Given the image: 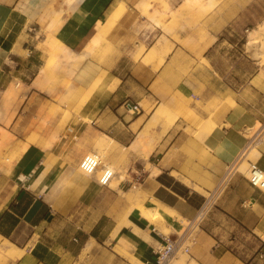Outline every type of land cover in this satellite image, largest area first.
Segmentation results:
<instances>
[{
	"label": "crops",
	"instance_id": "crops-1",
	"mask_svg": "<svg viewBox=\"0 0 264 264\" xmlns=\"http://www.w3.org/2000/svg\"><path fill=\"white\" fill-rule=\"evenodd\" d=\"M218 1L198 20L179 13L182 0L166 1L168 10L163 1L0 0V249L8 241L22 251L0 264H154L162 240L125 195L132 189L118 200L124 185L139 180L144 204L156 200L171 209L166 214L179 229L177 218L194 220L203 204L197 190L215 192L225 176L212 189L204 185L245 151L264 172L263 68L235 92L213 56L227 34H238L232 25L249 21L242 24L255 31L264 23V13L245 17L249 4L242 1L264 0ZM50 22L62 52L77 56L66 62L61 53L58 64L78 66L51 83L39 48ZM126 101L140 112H126ZM161 106L175 116L164 133V120L152 117ZM258 123L250 143L246 132ZM187 127L201 130L199 139L183 132ZM104 142L111 155L127 151V179L117 189L72 168ZM133 149L149 151L151 169ZM200 227L190 251L198 264L261 261L264 192L231 173ZM228 230L244 238L225 240Z\"/></svg>",
	"mask_w": 264,
	"mask_h": 264
},
{
	"label": "rangeland",
	"instance_id": "rangeland-1",
	"mask_svg": "<svg viewBox=\"0 0 264 264\" xmlns=\"http://www.w3.org/2000/svg\"><path fill=\"white\" fill-rule=\"evenodd\" d=\"M72 1V0H71ZM149 1H163V10H168L169 7L167 6L166 1H170V0H149ZM183 5L180 7V14H190V15H198V20L199 18L205 14L207 11L209 12L215 5H217L219 2L218 0H202V3H200L199 5H192L190 3V1H185L182 0ZM244 4H249V6L247 7V11L245 12V17L248 18L250 16V14L253 15H258L261 16V14L264 13V1H242ZM244 23L245 25H249V21H245L242 20L241 23H238L237 25H232L231 27H229L230 31H238V34H236L235 36H230V34H227V37H225L223 39V41L220 43V47L221 48H217L218 50H216L218 53H213L214 56V62L215 65L217 67L220 68V71L222 72L221 74H225L226 78L225 81L226 83H229L230 85L229 88L232 89L233 91H240L242 88V84L245 83V81H247V78H249L251 75H253L255 73V70L257 69V67H262L263 69L261 70V73H264V30H263V25L264 23H260L258 25V27H256V29H254L256 33H254L255 35L253 36V40L250 42V39L252 36H250V33L253 31H248L247 27H244ZM53 24V22H50L47 24V26L42 27V32L45 35V40L43 41V43L40 44L39 48L44 51V53L47 55L46 61H45V68H47V66H50V62H49V54L53 53L57 55V58L55 61H53L52 63L54 64H58L57 61H59V55L61 53H63L61 51L62 46L60 45V41L53 37L50 36L49 34V30L51 28V25ZM27 30V29H26ZM166 32H169L168 28L165 29ZM24 34V33H23ZM43 40L44 37H41ZM51 39L55 40V47H51L49 48L48 44L50 42ZM253 42V43H252ZM67 68V67H66ZM65 67L62 69H59L57 67V69H54V71L51 72L52 74V80L51 81H56L57 80V76L59 75L60 72L62 73H66ZM51 83V82H49ZM227 88V87H226ZM262 126H264V124H262ZM200 127V125H199ZM261 128V125L259 126ZM197 131H193L191 127H187L183 132H187L189 133L190 136H194L195 138L199 139V134H201V130L199 131V129H196ZM257 132V131H256ZM145 139H149L150 134L147 132L145 133ZM172 137H175V134H173ZM173 140V139H172ZM172 142V141H171ZM197 143H199L198 141H195ZM254 143V142H253ZM171 144V143H170ZM169 144V146H170ZM252 145V144H251ZM254 145V144H253ZM192 146V145H190ZM1 148V146H0ZM132 150V149H131ZM134 150V149H133ZM136 154H138L140 157H142L146 164L147 169H151L152 165L149 164V155L145 152V150L142 151H137L134 150ZM112 151H107V150H101L98 146H96L93 150L91 151H87L85 155L87 154H96L98 156H100V159L102 161V163L105 166H114L117 170H120L122 175H123V180L119 183H123V181H125L127 179V169H126V157H127V151H123L120 150L118 151V153L115 155H111ZM165 152V151H164ZM249 152V151H248ZM248 152H246V155L248 154ZM163 154V153H162ZM165 154V153H164ZM161 154H159L157 157H155L153 159L152 162L157 163L158 159L162 156H160ZM241 156L237 159V161H242L245 159L244 163L249 165L248 163H250L252 166V162L250 161V157L247 155ZM191 160H193L194 158L190 157ZM240 159V160H239ZM236 161V162H237ZM236 162L231 165V167L227 168L225 167L218 176L216 177H211V179L209 181H207V183L204 185L205 188H209L212 189L215 187V185L218 183V181L223 178L224 176H226L228 170L232 169L234 170V172L238 173L239 175H242L244 177H246L247 179H250L247 175L246 172L243 170L242 167H240V163L236 164ZM79 164L80 161L77 165L73 166L72 168L75 169V171L77 172V174L82 175L85 178H90L93 179L91 175L85 174L81 171V169L79 168ZM236 164V165H235ZM186 165L183 163V165H181V168L184 172H186ZM188 167V166H187ZM101 172H99V177H100ZM219 177V178H217ZM139 181V180H138ZM136 181V184H134L133 182L130 185H124L123 189H121L118 192L119 195V199L118 200H122L125 198V195L123 194L124 191H128L130 189L133 190V192H140V197L141 200L139 203H145V198L143 197V192H142V187L139 184V182ZM98 183V181H97ZM110 186V185H109ZM106 190H110L111 188L106 187ZM105 192V191H104ZM197 192H199L200 194H202L204 196V200L209 196L207 195V191L205 189L203 190H197ZM222 195L215 200V204L214 206L210 209L207 217L205 218V220L202 222L201 226L208 221V219L210 218L211 214L215 211V209L218 207L219 201L222 198ZM144 198V199H143ZM204 202V201H203ZM131 206L134 205L132 203H130ZM149 221L154 225L153 227H155L158 231L162 232L165 235H169L172 238L176 237V235H180L181 233H183V231L185 230V227L187 225V221L181 218H177L181 220V227L179 229H175L174 228V224L175 221L174 219L176 218L173 214H163L162 216V221L160 216H147ZM173 233L174 236H173ZM201 233V227H197L194 232L192 233V235L190 236L189 240L187 241V244L190 245V251L191 249L197 244V235ZM259 236L261 238H263L264 234H259ZM224 237L225 240L227 239L228 241H239L242 240L241 238H244L243 235L239 236V234L232 232L231 230H228L226 233H224ZM195 240V244L192 245V240ZM244 240V239H243ZM231 246V245H230ZM190 251L188 253L184 252V250H180L178 251V253H173V255L170 257L171 260L169 259L168 262H164L163 264H176L179 262V264H193L192 262V258H191V254ZM182 254V255H181ZM184 255V256H183ZM154 264H160L158 262V255L156 257V263ZM198 264V263H197ZM254 264H264V259L262 258L261 261H257Z\"/></svg>",
	"mask_w": 264,
	"mask_h": 264
},
{
	"label": "bare ground",
	"instance_id": "bare-ground-1",
	"mask_svg": "<svg viewBox=\"0 0 264 264\" xmlns=\"http://www.w3.org/2000/svg\"><path fill=\"white\" fill-rule=\"evenodd\" d=\"M66 1H71V0H66ZM143 1H149V0H143ZM187 1H190V3L192 4V5H199L200 3H202V0H187ZM121 7L122 6H120L119 7V10L112 16V20H115L117 17H118V15L120 14V11L122 10L121 9ZM59 12V11H58ZM57 13V12H56ZM50 18V17H49ZM152 19H153V17H152ZM47 21H49V19L47 20ZM263 30H264V25H263ZM254 33H256V32H254L253 31V33L251 32L250 33V36H252L251 37V39H250V42L253 40V36L255 35ZM101 34V33H100ZM98 38V37H97ZM93 40V39H92ZM98 40V39H97ZM97 40H96V42H97ZM101 42H102V40H101ZM100 42V43H101ZM94 43H95V41H94ZM253 43V42H252ZM10 44V43H9ZM48 46H49V48H51V47H55L56 46V44H55V40L54 39H51L50 40V42H49V44H48ZM97 46V45H96ZM61 51H62V48H61ZM64 58H65V61L67 62V61H71V60H74V59H76V54H74V53H70V52H68L67 50H65L64 49ZM56 58H57V55L56 54H53V53H50L49 54V62H50V66H47V68H43L44 70H42V72H43V74H44V78H46V81H48V82H52L51 80H52V74H51V72L52 71H54V69H57V67L59 68V69H62L63 70V66H61L60 64H53L52 62L53 61H55L56 60ZM58 63V62H57ZM78 66H77V63H75V65H74V67H70V68H66L65 69V71H66V73H69L70 75H72V73L74 72V69H76ZM99 81H101V80H98V83H99ZM231 102H232V100H231ZM73 112V111H72ZM65 113V112H64ZM69 113V112H68ZM214 113V112H213ZM76 115V114H75ZM212 115V114H211ZM211 115H210V117H211ZM64 116V115H63ZM152 117H154V119L156 120V121H163L164 120V128H163V131H162V133H164L174 122H175V116H174V114H173V112L168 108V107H166V106H161V107H159V109L155 112V115H153ZM64 118V117H63ZM66 118V117H65ZM67 119V118H66ZM63 121V120H62ZM158 121V122H159ZM151 122V121H150ZM150 122H149V124H150ZM154 123H156V122H154ZM153 123V124H154ZM208 123H210V120H209V122ZM207 123V124H208ZM148 124V125H149ZM153 124H150L151 126H153ZM203 124V123H202ZM207 124H206V126H207ZM149 125V126H150ZM155 125V124H154ZM205 125V124H204ZM204 125H202V126H204ZM260 123H258L253 129H250L249 131H247L246 132V136H247V138L250 140V143H252V142H255V135H254V133H257L258 131H260ZM208 127V126H207ZM207 127H206V129H207ZM211 127V126H210ZM147 129V128H146ZM200 131V130H199ZM209 131V130H208ZM257 131V132H256ZM254 135V136H253ZM75 138V137H74ZM256 143V142H255ZM261 143V142H260ZM258 144V143H257ZM252 146H254V145H252ZM101 150H107V151H109L110 149H111V144H110V142H104V143H101V144H99V146H98ZM246 147H247V145H246ZM249 151H251V150H249ZM149 151H146V153H148ZM246 152L247 151H245L241 156H244V155H246ZM240 156V157H241ZM247 156V155H246ZM241 158H243V157H241ZM240 160V159H239ZM244 161H245V159L244 160H242V161H237L236 162V164H239L240 165V167H242L243 168V170L246 172V175L250 178V179H252L254 176L255 177H258V181L260 182V181H262V180H264V172H262L261 170H259V169H257V168H255V166H252L250 163H248L249 165H247V164H245L244 163ZM235 164V165H236ZM63 166V164H58V167H62ZM108 168H109V170L112 172V174H113V177H112V179H111V181H110V185L112 186V187H114V188H118V185H119V183L121 182V180H123V175H122V173H121V171L120 170H117L114 166H107ZM99 172H100V169L99 168H96V169H94L92 172H91V176H93L94 178L96 177V179H97V181L99 180ZM68 177H70V176H68ZM225 179V178H224ZM224 181V180H223ZM223 181H222V183H223ZM221 183V184H222ZM220 184V185H221ZM220 187V186H219ZM218 187V188H219ZM140 192H132V191H130V192H127L125 195L128 197V199L129 200H131L132 202H134V203H136V205L138 206V208H139V210L141 211V213H143L144 215H146V216H160V218H161V221H162V216H163V214H166V213H173V211L171 210V209H169V208H167L166 206H164L163 204H161L160 202H158V201H156V200H150V203H148V205H145V204H143V203H139L140 202V200H141V198L140 197H142V196H140V194H139ZM210 195V194H209ZM262 239H264V236H263V238ZM4 247H6V249L5 250H1L0 249V259H5V258H10L11 260H12V263L14 262V260L15 259H17V258H19V257H21V255H22V251L21 250H19V249H17L16 247H14V246H12L8 241H4ZM178 254H179V252H177ZM182 255V254H181ZM184 256V255H183ZM170 260H171V258H170ZM192 262H193V264H197V262L195 261V260H193L192 259ZM11 263V264H12ZM15 264V263H14ZM176 264H179V262L178 263H176Z\"/></svg>",
	"mask_w": 264,
	"mask_h": 264
},
{
	"label": "built area",
	"instance_id": "built-area-1",
	"mask_svg": "<svg viewBox=\"0 0 264 264\" xmlns=\"http://www.w3.org/2000/svg\"><path fill=\"white\" fill-rule=\"evenodd\" d=\"M124 109L126 110V112L131 113L133 115L140 112L139 104L130 103L127 101L124 103ZM79 168L83 173L88 175H90L94 169L99 168L101 174L98 183L101 186L109 187L113 174L109 170V168L102 163L100 156L96 154L85 155L80 161ZM233 172L234 170L232 169L228 170L223 183L215 192H211L210 195L204 200L203 204L201 205V207L197 212L196 218L192 221L187 222V225L183 233H181L180 235H176V237L172 238L171 236L165 235L162 232L158 231L155 227L152 228L153 232H156L160 237V239L162 240L160 246L157 249L158 262L160 264H163L164 262H168L170 257L173 255V253L175 254L180 250H184V252L186 253L190 251V245L187 244V241L189 240L194 230L197 227L201 226L202 222L207 217L210 209L214 206L215 200L222 195V193L226 188L229 176ZM248 180L253 186L258 188L260 191L264 192V180L259 182L258 177L255 176L252 179H248ZM193 244H195L194 239L192 240V245Z\"/></svg>",
	"mask_w": 264,
	"mask_h": 264
}]
</instances>
